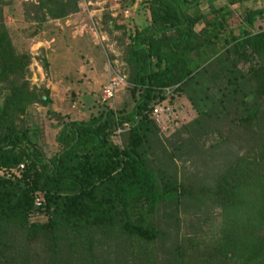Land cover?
<instances>
[{
	"label": "trees",
	"instance_id": "16d2710c",
	"mask_svg": "<svg viewBox=\"0 0 264 264\" xmlns=\"http://www.w3.org/2000/svg\"><path fill=\"white\" fill-rule=\"evenodd\" d=\"M30 1L22 16L32 23L78 11L79 0ZM224 1L140 0L141 26L112 22L128 41V107L91 102L86 121L64 122L46 89L27 90L30 57L11 45L2 12L10 1L0 0V264H35L33 242L42 264H264V30L252 33L264 8L244 12L234 35L229 7L254 0ZM39 62L46 71L45 52ZM181 102L194 118L180 127L175 118L160 134L151 108L177 115ZM30 103L54 121L53 154L25 114ZM121 123L129 129L116 137ZM193 157L213 171L203 169L210 183L179 172ZM212 208L218 237L184 250L178 214L191 212L200 232Z\"/></svg>",
	"mask_w": 264,
	"mask_h": 264
},
{
	"label": "rangeland",
	"instance_id": "374dc122",
	"mask_svg": "<svg viewBox=\"0 0 264 264\" xmlns=\"http://www.w3.org/2000/svg\"><path fill=\"white\" fill-rule=\"evenodd\" d=\"M5 1H10V6L4 7L2 12L3 23L11 45L17 53L28 54L30 57L24 78L27 90L33 94L39 89H46L53 102L51 110L61 115H67V118L62 117L64 122L86 121L88 119L86 107L91 102L100 103V88L106 84L112 73L123 77L124 80L126 78L127 68L122 54L128 41L122 35V31L112 28V22L116 26L128 24L127 22L130 20L137 19L136 9L133 11L125 7L128 0H79L77 2L78 11L75 14L68 16L63 21H50V23L47 20L46 24L42 25L29 20L25 21L22 16L23 4L29 5L34 1ZM139 1L136 0V6ZM225 4L224 0H216L214 3L216 7L225 6ZM257 8H264V0H254L241 6L237 4L230 6L229 9L233 14L226 20L227 27L233 30L234 35H237V27L241 25L246 15L244 12H253ZM259 30H264V21H257L253 25L252 33H257ZM45 51H49L46 71L42 69L39 62L44 57ZM107 71L110 77H108ZM82 81L83 83H81ZM93 87L96 89L94 90ZM80 88L84 91L85 96L83 97H80ZM70 93L73 94L74 99L70 98ZM128 100V92L126 90L119 91L114 100L108 101L106 108L118 110L125 106L128 107ZM180 106L181 111L175 115L179 127L194 118V113L186 102H181ZM46 112V108H42L36 103H30L25 108V114L31 117V121L35 122L42 132L41 142L45 144L47 154H53L58 150L52 141L54 132L50 130L54 121ZM160 134L165 135L166 132L160 130ZM113 141L116 145L120 144L118 139ZM165 148L169 150L168 146ZM200 165L199 159L194 160V157L192 165L189 162H185L183 165L177 163L179 172L182 168L181 172L184 173V176L194 175L195 185L202 184V180L210 183L205 178L208 177V174L203 172V169L209 173H213V171L209 169L210 167L206 169ZM180 166L182 167L180 168ZM189 214L191 212L178 214L179 236L183 238L180 237V242L186 244L184 250H199L211 245V241L218 237L216 230L220 224V210L212 208L204 213L209 218L205 225L200 226V232L196 227L199 223L197 217ZM204 215L200 214V216ZM44 221L43 217L30 219V222L43 223ZM172 230L169 232L172 233ZM36 244L33 242L27 245L30 249L28 256L41 258L40 249ZM35 257H32V262L42 264Z\"/></svg>",
	"mask_w": 264,
	"mask_h": 264
},
{
	"label": "built area",
	"instance_id": "2783aa9c",
	"mask_svg": "<svg viewBox=\"0 0 264 264\" xmlns=\"http://www.w3.org/2000/svg\"><path fill=\"white\" fill-rule=\"evenodd\" d=\"M126 14V12H125ZM127 84L125 80L117 74L112 73V76L107 81L105 86L102 87L99 94L100 103L111 101L114 94ZM165 92H169L165 90ZM150 117L152 122L162 132L167 130L175 122V113L172 108L168 105L157 104L151 108ZM129 125L127 123H121L114 131V136L119 137L124 132L128 131ZM41 203V199L37 198L34 201V205L37 207Z\"/></svg>",
	"mask_w": 264,
	"mask_h": 264
},
{
	"label": "crops",
	"instance_id": "0c3cea01",
	"mask_svg": "<svg viewBox=\"0 0 264 264\" xmlns=\"http://www.w3.org/2000/svg\"><path fill=\"white\" fill-rule=\"evenodd\" d=\"M216 1V0H215ZM129 9H132L133 11H134V9H136V3H134L131 7H129ZM126 10H128V9H126ZM50 22V21H49ZM133 22H134V24L136 25V26H141L142 25V23H140V21H137V19H135V20H133ZM51 23V22H50ZM49 23V24H50ZM48 25V24H47ZM51 25V24H50ZM93 46V45H92ZM93 47H95V46H93ZM48 52L49 51H45V58L46 59H48V57H49V54H48ZM86 54V53H85ZM88 56V55H87ZM88 58H90V57H88ZM107 73H108V77H110V74H109V72L107 71ZM114 73V72H113ZM116 74V73H115ZM123 78V77H122ZM81 79V78H80ZM81 83H83V81L81 82ZM107 83V82H106ZM94 84V83H93ZM104 85V84H103ZM83 86V85H82ZM94 86H96L95 84H94ZM105 86V85H104ZM97 87V86H96ZM103 87V86H102ZM94 88V87H93ZM124 88V87H123ZM123 88H121V89H119L115 94H114V96H113V98H112V100H114V97H115V95L119 92V91H122L123 90ZM96 88H94V90H95ZM98 90H99V87L97 88ZM101 89L102 88H100V91H101ZM83 91L81 90V88H80V97H83V96H85L84 95V93H82ZM50 97V96H49ZM50 99H51V97H50ZM111 100V101H112Z\"/></svg>",
	"mask_w": 264,
	"mask_h": 264
}]
</instances>
